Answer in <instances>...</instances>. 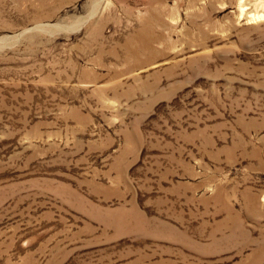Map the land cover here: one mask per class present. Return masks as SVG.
<instances>
[{
  "label": "rangeland",
  "instance_id": "rangeland-1",
  "mask_svg": "<svg viewBox=\"0 0 264 264\" xmlns=\"http://www.w3.org/2000/svg\"><path fill=\"white\" fill-rule=\"evenodd\" d=\"M240 3L0 0V264H264Z\"/></svg>",
  "mask_w": 264,
  "mask_h": 264
},
{
  "label": "bare ground",
  "instance_id": "bare-ground-1",
  "mask_svg": "<svg viewBox=\"0 0 264 264\" xmlns=\"http://www.w3.org/2000/svg\"><path fill=\"white\" fill-rule=\"evenodd\" d=\"M244 1L245 0H241V3H240L242 15L248 12L246 10V8H245L246 7L245 4L243 3ZM249 19L250 20H254V21L264 20V13H260V12H250L249 13Z\"/></svg>",
  "mask_w": 264,
  "mask_h": 264
}]
</instances>
